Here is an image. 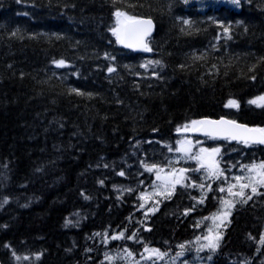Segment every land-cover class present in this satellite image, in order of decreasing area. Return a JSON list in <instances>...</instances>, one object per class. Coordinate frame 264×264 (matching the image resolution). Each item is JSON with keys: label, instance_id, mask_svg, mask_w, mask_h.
Masks as SVG:
<instances>
[{"label": "trees", "instance_id": "obj_1", "mask_svg": "<svg viewBox=\"0 0 264 264\" xmlns=\"http://www.w3.org/2000/svg\"><path fill=\"white\" fill-rule=\"evenodd\" d=\"M117 12L154 21L150 51L119 46ZM261 97L264 0H0V264H264V186L226 189L264 143L195 136L216 174L176 163L171 192L141 197L193 121L264 129Z\"/></svg>", "mask_w": 264, "mask_h": 264}, {"label": "rangeland", "instance_id": "obj_2", "mask_svg": "<svg viewBox=\"0 0 264 264\" xmlns=\"http://www.w3.org/2000/svg\"><path fill=\"white\" fill-rule=\"evenodd\" d=\"M125 16H120L119 18V27L117 28L120 33V28L122 21L124 20ZM195 125V124H194ZM196 142L191 137H182L178 142V150L177 154L171 157L169 163L170 167L168 170H164L158 173L156 181H154L151 187L141 193L142 199H147L149 197L154 196H162L165 195L173 190L174 185L177 184V181L183 177L182 169L177 168L174 164L178 163L179 161H196L201 167L200 171L202 175L207 178L210 177L214 173L217 168L216 162V155L217 152H214L213 149H207L204 147H198L194 150ZM207 150V151H203ZM264 164L263 162H257L255 165ZM253 165V164H252ZM251 166V165H250ZM247 166L242 173L233 174L229 179V183L226 186L228 190L229 185H236L235 192H239L241 189L239 184L234 179L236 176H243V177H251V181L245 179L240 181V183H251L257 184L260 181H264V170L260 169L259 167L255 168L253 171H249V167ZM228 211L221 213L214 221V225L211 228V232L208 237L214 238L217 235L219 227L223 220L226 218ZM153 249L146 250L142 257H137L131 253L123 252V253H111V257L119 259L123 261V264H178L177 261L172 259H165L163 255H157L155 252L152 251Z\"/></svg>", "mask_w": 264, "mask_h": 264}, {"label": "water", "instance_id": "obj_3", "mask_svg": "<svg viewBox=\"0 0 264 264\" xmlns=\"http://www.w3.org/2000/svg\"><path fill=\"white\" fill-rule=\"evenodd\" d=\"M150 21V23H148ZM155 31V24L150 18H135L131 20H126L122 25V36L120 43L123 48L129 49L135 53H140L143 50L141 44V39L146 43L147 39L153 35ZM147 33V35H145ZM130 46H125V45ZM208 121L222 122L227 121L230 123H207ZM200 126L193 130L188 131L189 134H199V135H209L206 133H211L210 136L219 137V138H229L233 141L239 142H258L260 139H263L262 132L258 131V128L252 127L249 128L247 125L239 122H233L225 118L219 119H201ZM239 126V127H237ZM251 130V131H248ZM235 135V138H233Z\"/></svg>", "mask_w": 264, "mask_h": 264}, {"label": "snow or ice", "instance_id": "obj_4", "mask_svg": "<svg viewBox=\"0 0 264 264\" xmlns=\"http://www.w3.org/2000/svg\"><path fill=\"white\" fill-rule=\"evenodd\" d=\"M234 3H238V0H233ZM116 15L119 17L120 15H122V13L120 12H117ZM150 23V21L148 22ZM185 23H188V21H185ZM114 34H116L115 30H114ZM145 35H147V33H145ZM117 39L119 40V36H117ZM141 44L143 46V50L144 51H150V49L147 47V44L143 42V39H141ZM126 47L127 46H130V45H125ZM156 63H159V61H156ZM64 62L63 61H59L57 62V66H63ZM109 72L113 71L114 69L112 68H109L108 69ZM261 100H264V97H261L260 98ZM249 103H256V101H249ZM229 106H236V102L235 101H229ZM196 123H205V122H196V121H193V124H196ZM207 123H230V122H227V121H222V122H215V121H208ZM239 127V126H237ZM248 131H251V130H248ZM258 131L264 133V129H259ZM206 134H211V133H206ZM233 138H235V135H233ZM258 142L260 143H264V139H260ZM245 143H247V141H245ZM203 151H207V150H203ZM214 152H218L219 149H213ZM259 167L260 169L264 170V164H260V165H251L249 167V171H253L255 168ZM149 171H151V168L148 169ZM184 171H187L185 169H182L181 172H184ZM121 175H123V173H120ZM159 179V176L157 177ZM234 179L237 181V183L239 184V187H240V191L239 192H233L232 189L236 187V185H229V188H228V191L230 194L234 195V196H240L242 198H244L243 202L244 203H247V200H250L252 197L251 196H245V192H244V189L246 188H249L251 187V192L252 194H259L257 193V189L255 186H252L251 183H240V181H243L245 179H248L249 181H251V177H243V176H236L234 177ZM179 181H177L178 183ZM260 183L262 184V186H264V181H260ZM220 191L221 192H224L225 189L223 187L220 188ZM87 198V197H85ZM225 203H229L227 201H225ZM211 231V230H210ZM220 235L222 234H217L214 238H211V237H205V239H209V244L206 245L207 247H210L212 250H215L216 247H218V241L220 239ZM123 236V234L121 233L120 236H113L112 239H119ZM199 239V237L197 238ZM181 247H183V245H181ZM153 252H155L158 256L161 255L157 250L153 249L152 250Z\"/></svg>", "mask_w": 264, "mask_h": 264}]
</instances>
